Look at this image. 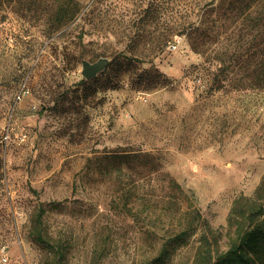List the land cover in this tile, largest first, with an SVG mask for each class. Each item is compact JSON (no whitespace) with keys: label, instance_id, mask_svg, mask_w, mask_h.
I'll return each mask as SVG.
<instances>
[{"label":"rangeland","instance_id":"rangeland-1","mask_svg":"<svg viewBox=\"0 0 264 264\" xmlns=\"http://www.w3.org/2000/svg\"><path fill=\"white\" fill-rule=\"evenodd\" d=\"M2 1L0 264H46L37 231L62 264H144L187 209L203 223L166 264L189 262L204 224L222 232L264 180V89L214 87L221 60H245L240 21L223 0ZM104 57L85 80L80 62ZM123 153L149 155L155 172L139 158L107 174Z\"/></svg>","mask_w":264,"mask_h":264},{"label":"trees","instance_id":"trees-1","mask_svg":"<svg viewBox=\"0 0 264 264\" xmlns=\"http://www.w3.org/2000/svg\"><path fill=\"white\" fill-rule=\"evenodd\" d=\"M0 0V5L2 4ZM233 13L232 23L240 21L239 29L236 34V46L234 54L243 47L239 42L244 36L248 37L245 47V60L238 56L233 62L229 60L226 65L221 60L217 68L214 81L215 89L234 88L245 89L257 88L264 89V0H223L219 10ZM64 4H59L56 13L60 16L64 9ZM78 10L72 8L69 22L75 19ZM226 13L222 14V17ZM60 19L62 17H59ZM58 26L66 25V22L58 21ZM244 26V27H241ZM239 53V52H238ZM237 69L238 75L229 77L225 74L228 69ZM251 68V70H250ZM148 89V88H146ZM147 154L123 153L112 154L111 163L105 167L107 174L112 170L124 174L131 169V162L144 159L143 168L148 172H155L156 163ZM99 163V167L104 165ZM168 186L178 187L174 180L169 179ZM122 207L128 215L135 217L136 213L131 207L133 195L124 186L121 197ZM43 210V209H42ZM228 217L223 231H212L204 224L200 235L197 238L196 249L193 257L186 264H264V180L255 189L252 197L242 195L236 197L228 211ZM185 222L176 234L168 236L161 242L159 247L154 250V256L144 264H166L172 260L174 253L181 247L188 245L189 239L197 233V229L203 223L202 217L197 211H185ZM37 241L43 245L47 252H51L52 257L46 259V264H62L61 249L51 236L44 237L39 231L36 232ZM223 240V246L221 241ZM154 247V244H153Z\"/></svg>","mask_w":264,"mask_h":264},{"label":"water","instance_id":"water-1","mask_svg":"<svg viewBox=\"0 0 264 264\" xmlns=\"http://www.w3.org/2000/svg\"><path fill=\"white\" fill-rule=\"evenodd\" d=\"M81 75L85 80L89 81L98 74L102 73L105 68L110 64L108 58H100L95 62H87L82 60L81 62Z\"/></svg>","mask_w":264,"mask_h":264},{"label":"built area","instance_id":"built-area-1","mask_svg":"<svg viewBox=\"0 0 264 264\" xmlns=\"http://www.w3.org/2000/svg\"><path fill=\"white\" fill-rule=\"evenodd\" d=\"M176 47V45H173V48H175Z\"/></svg>","mask_w":264,"mask_h":264}]
</instances>
